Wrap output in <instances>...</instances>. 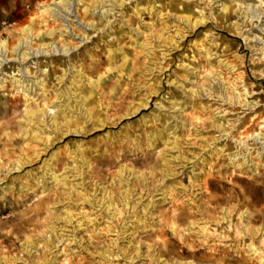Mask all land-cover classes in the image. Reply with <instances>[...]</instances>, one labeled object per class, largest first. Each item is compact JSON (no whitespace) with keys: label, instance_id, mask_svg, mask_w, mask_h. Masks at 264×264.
Returning <instances> with one entry per match:
<instances>
[{"label":"rangeland","instance_id":"1","mask_svg":"<svg viewBox=\"0 0 264 264\" xmlns=\"http://www.w3.org/2000/svg\"><path fill=\"white\" fill-rule=\"evenodd\" d=\"M2 41L0 264H264V0H0Z\"/></svg>","mask_w":264,"mask_h":264},{"label":"bare ground","instance_id":"2","mask_svg":"<svg viewBox=\"0 0 264 264\" xmlns=\"http://www.w3.org/2000/svg\"><path fill=\"white\" fill-rule=\"evenodd\" d=\"M204 1H206V0H204ZM64 3H62L61 5H63ZM241 5H242V3H239L238 4V7H237V12H241L240 13V15L239 16H241L242 18H246L244 21H243V23H245V21L246 20H249V18H250V20L249 21H252V19H253V17L255 16V15H251V14H253V8L251 7V6H249L248 4L246 5V4H243L244 6L243 7H241ZM70 7V6H69ZM68 7V8H69ZM66 9V8H65ZM65 9L64 10H62L61 9V6L60 7H58V8H55V9H49V11L52 13V15H54V16H57L58 18L59 17H61L62 15H59V12H64V14H65ZM221 9H222V11H224L223 12V14H221V18H223V17H225V18H227V17H229L230 16V13H231V11L230 10H228L227 9V7H225V5H222V7H221ZM69 10V9H68ZM69 12V11H68ZM201 12V16L199 17V19H195V21H189V17L188 16H183V15H175L176 16V18H178V19H180V20H182V21H184V22H186V23H189V24H191L192 25V27H197L199 24H201V23H203V24H205L206 23V20L202 17V11H200ZM62 14V13H61ZM66 14H67V12H66ZM258 16V15H257ZM64 19H66V17H65V15L63 16V20ZM87 24V23H86ZM26 29H24V31H25ZM27 31V30H26ZM241 35L244 37V40H248L249 39V36H244V34L243 33H241ZM262 40V39H261ZM28 41L26 40V39H23V40H21V42H20V44H26ZM262 49H264V46H263V48ZM5 51H6V47H5V43H4V41H2V42H0V55H2V56H4L5 55ZM53 51H59V50H57V48H54L53 49ZM61 51L62 52H67V50H66V48H63V49H61ZM36 52H38V50L36 51ZM207 52V54H208V57L211 55V53H210V51L208 50V51H206ZM209 52V53H208ZM21 56L22 57H25L26 56V53L25 52H22L21 53ZM7 59V58H6ZM3 60H5V59H3ZM1 61V60H0ZM6 61V60H5ZM90 82V84L92 85V87L93 88H96L97 87V84H98V80L97 81H89ZM2 85L3 84H0V87H2ZM257 218H258V220L260 219V216H256ZM261 220V219H260ZM263 240H264V238H263ZM257 249V248H256Z\"/></svg>","mask_w":264,"mask_h":264}]
</instances>
